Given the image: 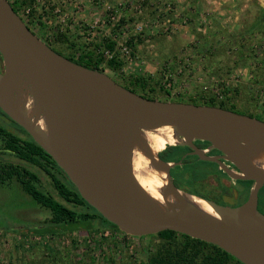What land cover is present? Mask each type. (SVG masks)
<instances>
[{
	"label": "water",
	"instance_id": "obj_1",
	"mask_svg": "<svg viewBox=\"0 0 264 264\" xmlns=\"http://www.w3.org/2000/svg\"><path fill=\"white\" fill-rule=\"evenodd\" d=\"M0 56V111L51 156L81 198L120 232L141 237L167 229L214 244L243 264H264V214L257 206L264 168L255 162L259 156L264 162L262 119L218 106L142 97L105 71L53 51L7 0H0ZM164 125L173 130L172 145L192 148L190 154L217 163L231 179L252 181L247 199L230 206L200 197L217 216L201 210L172 181L170 169L185 155L176 162L163 160L144 138L145 131ZM196 139L210 146L203 150ZM135 148L165 173L163 201L137 180ZM210 150L219 154H206Z\"/></svg>",
	"mask_w": 264,
	"mask_h": 264
},
{
	"label": "rangeland",
	"instance_id": "obj_2",
	"mask_svg": "<svg viewBox=\"0 0 264 264\" xmlns=\"http://www.w3.org/2000/svg\"><path fill=\"white\" fill-rule=\"evenodd\" d=\"M36 1L37 9L43 8L38 10L42 21L46 15L44 6L53 3L70 7L72 10L69 9L67 14L77 16L76 10L85 12L84 3L88 1L92 7H97L93 17L103 15L101 3L114 4V10L123 15L126 26L118 30H125L135 41L131 50L133 55L120 58L124 65L119 72L104 69L115 82L129 79L133 74L150 75L158 82L151 94L164 97L165 93L159 89V85H163L172 99L216 95L215 89L219 88V92L222 84H226L231 89L237 88L228 93V101L235 106L236 112L264 120V0ZM123 2L126 3L124 7L118 6ZM20 13L25 15L24 10ZM83 17L85 24L91 18L87 13ZM88 23L94 25V21ZM83 26L77 29V37L82 36ZM115 27L117 30V24ZM137 30L139 33L134 35ZM103 31L105 28L95 25L90 26L89 33ZM161 97L159 100H164ZM0 126L11 131L9 128L15 124L0 115ZM2 145L0 141V148ZM3 162L25 166L35 172L39 181L34 185L58 199L49 175L12 156L0 154V163ZM199 167L207 175L194 181L193 185L188 183L191 170L175 169L182 173L178 189L183 193H189L188 189L193 186L207 196H217L225 185L227 191L223 198L217 199L218 202L233 204L248 197L247 192L235 194L231 191L239 188L234 179L215 175L213 171L220 168L216 164L200 163ZM222 174L228 177L226 172L222 171ZM263 197L261 190V204ZM51 217L49 209L41 207L26 194L15 178L0 184V264H142L157 242L153 236L118 242L112 235L106 237L100 236L101 232L96 233L94 230L99 224L95 221L77 220L55 225L51 223ZM109 232L118 231L109 229ZM36 236L41 240L33 241Z\"/></svg>",
	"mask_w": 264,
	"mask_h": 264
},
{
	"label": "trees",
	"instance_id": "obj_3",
	"mask_svg": "<svg viewBox=\"0 0 264 264\" xmlns=\"http://www.w3.org/2000/svg\"><path fill=\"white\" fill-rule=\"evenodd\" d=\"M36 2V0H15V3L12 8L16 13H20V10H29V15L26 21H36L38 24L43 25L44 22L41 21L42 17H39L38 15V10L43 8L40 7L39 9H37ZM123 19L124 18L118 21L119 23L117 24V30L118 28L120 29L121 27L125 26ZM81 26H83V22L80 26H77V28L81 29ZM83 30H86L84 26ZM126 45L130 50L134 49V36L129 37L126 42ZM115 46L116 42L114 40L107 39L105 41L104 48L109 49L110 51H114ZM88 56L89 55L81 56L82 60H75V62L83 65L84 67L98 70L101 72H103L106 68L113 70V72H119L122 66L124 65L123 61L118 59V55L116 54L110 58H105V55H98L94 65L84 62L86 59L89 58ZM119 84L123 85L125 88L129 89L132 92H137L136 89L142 91L143 94H139H141L142 97L145 98L159 99L161 97L154 96L151 94L154 91L153 88L158 84V82L154 81L150 75L133 74L129 77V79L121 80ZM159 87L160 91L165 93V96L161 97L164 100L218 106L235 111V106L228 101V93L230 90L236 91L237 88L231 89V87H228V85L226 84H222L221 90L218 92V95H221L220 97L217 96V94L215 95L213 93H210L209 95L198 98L192 96L187 98L172 99L168 97L170 93L169 90H165L163 85H159ZM0 115L7 117L2 111H0ZM11 122L14 123L19 129H21V127L14 121ZM21 131L27 136V140H22L21 137H19L18 135L14 133L12 134L5 130V128L0 126V141L3 142V145L0 148V152H10L21 162L30 165L41 166L42 162L46 161L48 164H51L56 169H58V171L62 172V174L64 175L63 177L68 182L71 189L66 187L58 178L55 177V175H51L50 178L52 179V185L56 192V195L58 196V199H55L48 191H41L37 187H35L34 182L38 181L35 176V173L28 171L20 165L14 163H0V184H4L12 178H15L20 183V186L26 194H28L33 200H35L41 207L43 206L49 209L52 214V224L65 225L68 223L75 222L77 220L84 222L95 221L99 224V226L94 230L96 233H102L103 230L106 228L120 232L116 226L111 224L105 218L101 217L100 214L92 208V206H90L81 198L75 185L68 180L66 173L56 165V163L52 160L51 156L48 155L43 149H41L38 144L34 142L25 131H23L22 129ZM202 144V146L205 147L210 143L204 141L202 142ZM185 149L188 148H173L170 145H167L165 148L161 149L158 152V155L163 160H171L176 162L180 160L181 155ZM190 159V156H187L186 159H183V161L185 162L184 165L177 166L176 168L191 170V178L189 179L188 183L190 185H193L194 181L198 179H203L207 175V172L201 171L202 169H200L199 164H206L211 162L201 161L199 158L196 157L192 161ZM175 175L176 176L174 179V184L176 187H179L181 179H183L182 173L176 172ZM243 182L247 184L246 192H248L247 190L250 186V180ZM261 190L264 191V187L261 188ZM188 191L189 193L200 195V197L209 198L214 201L223 198L221 194H218L217 196H207L193 186H191ZM78 206L88 207L92 210V214L86 211H78L76 208ZM120 233L123 234V238L128 237L123 232ZM152 236L156 237L157 242L154 244V246L149 244L150 247L153 246L152 251H149V253L147 254L146 261L142 262V264H243L233 256L229 255L228 252L219 248L218 246L205 241H201L198 238H194L186 234L178 233L175 231H169L166 229L155 234H151L149 236L147 235L145 237ZM139 238H143V236ZM122 245L124 246V244ZM125 248L127 247L125 246ZM108 260L111 261V259Z\"/></svg>",
	"mask_w": 264,
	"mask_h": 264
},
{
	"label": "flooded vegetation",
	"instance_id": "obj_4",
	"mask_svg": "<svg viewBox=\"0 0 264 264\" xmlns=\"http://www.w3.org/2000/svg\"><path fill=\"white\" fill-rule=\"evenodd\" d=\"M7 1L11 5V7L15 3V0H7ZM44 7L46 8L44 11L46 13L45 18L43 20L44 24L40 25L36 21L34 23L33 21L27 20V21H24L26 23L27 28L39 40H41L42 42L47 44L51 49H53V51H55L56 53L60 54L62 57L66 58L72 62L73 61L75 62V60H82L81 56L89 55L88 56L89 58L86 59L84 62L89 63L91 65H94V63L96 62L95 60H96L97 56L105 54V51H104L105 41L107 39H110V40H114L115 42H117L118 39H120L122 37V33L120 31H117L114 27H113L114 29L111 28V26L103 27L102 24H98V25H99V27H103V29L105 28V31H103V33L102 32H95V33L91 32V33H89L90 26H92V24L88 23V22L86 24H85V22H83L84 28H87V29L83 30L81 32L82 33L81 37H77V35L79 34V32L77 33V31H78L77 29H79V28H77V26H80L82 24L81 23L78 25L77 23H80L84 20L83 19L78 20V18L76 19L75 14L74 15H68L67 13L69 12L70 7L60 6V5H58V3H53L49 7L47 5H45ZM70 10H72V9H70ZM17 14L19 16H21L20 13H17ZM93 27L94 26H92V28ZM3 69H4L3 62H2V59L0 56V71H2ZM6 118L9 121H11L8 117H6ZM15 126H13V128H9V129H11V131L14 130L13 132H11L9 130H8V132L18 135L19 137H21L22 140H27V136L21 131V129H19L17 126L16 127ZM18 132H19V134H18ZM202 142H204V141H201L199 139L194 140V143L197 146L201 147L203 150L207 149L210 146V144H209V145L203 147ZM170 146L173 148H188V149H185L184 152L182 153L181 157L183 155H185V156H183V158L181 160V164L178 166L184 165L185 162L183 161V159H186L187 156H190L191 161L195 157L198 158L197 155L190 154V151L192 148H190L188 146H184L181 144H175V145L170 144ZM0 154H6L8 156H12V157L16 158L10 152L1 151ZM206 154L217 155V154H219V151L210 150V151H207ZM222 161L225 163V165L228 168H230V170L238 172V170L231 164V162L223 160V159H222ZM172 162H174V161H172ZM207 162H211V161H207ZM3 163H6V162H3ZM21 163L25 164L26 166L36 167L40 171H43L44 173L49 175V177L51 175H53V176L55 175V177L58 178L66 187L71 189L70 185L68 184V182L63 177L64 175L62 174V172L58 171V169H56L53 165L48 164L46 161H43L41 166L30 165V164H27L24 162H21ZM211 163L216 164V166H219L215 162H211ZM176 167L177 166L170 169V174L173 178L172 179L173 183H174V179L176 176L175 175L176 174V171H175ZM23 168L26 169L25 166H23ZM26 170H28V169H26ZM216 170H218V171H216ZM216 170L213 172L215 173V175L217 177L226 178V179L231 180V178L229 176L224 177V175L222 174L223 170H221L218 167ZM28 171H30V170H28ZM33 173H35V172H33ZM35 176H36L37 180L39 181L37 174ZM50 181L52 184L51 178H50ZM234 181H236L239 185V188L236 191L243 192V193L246 192V183L243 182L244 180H234ZM245 181H247V180H245ZM251 183H252V181H250V186H251ZM250 186L247 190L248 191L247 194H249ZM52 187H53V185H52ZM263 187H264V185L261 188H263ZM261 188L259 189V192H260ZM222 189L223 190H220L219 195L221 194L224 197V194L227 191L226 186L222 185ZM232 190H235V189H231V191ZM259 192H258L257 206H258L260 212L264 214V202H262V204H261L260 198H259ZM246 199L247 198H243L238 203H233V204L229 203L228 205L234 206V205H237V204L244 202ZM262 201H263V199H262ZM76 208L79 211H85V210L91 211V209H89L88 207H79L78 206ZM91 214H92V212H91Z\"/></svg>",
	"mask_w": 264,
	"mask_h": 264
},
{
	"label": "bare ground",
	"instance_id": "obj_5",
	"mask_svg": "<svg viewBox=\"0 0 264 264\" xmlns=\"http://www.w3.org/2000/svg\"><path fill=\"white\" fill-rule=\"evenodd\" d=\"M39 126L44 128V122L40 121ZM144 138L149 143V149L153 154L164 148L167 144L172 145L176 142L173 130L170 125H164L147 130L144 132ZM262 157L259 156L256 158L255 162H258L261 164V167L264 168ZM133 165L134 170L136 171L137 180L139 181L141 187L155 199L163 201L160 188L165 184V173L153 168L148 158L142 154L138 148H135L133 151ZM187 197L195 202L201 210L217 216L213 212L212 207L208 205V203L203 199H201L200 196L188 193Z\"/></svg>",
	"mask_w": 264,
	"mask_h": 264
},
{
	"label": "built area",
	"instance_id": "obj_6",
	"mask_svg": "<svg viewBox=\"0 0 264 264\" xmlns=\"http://www.w3.org/2000/svg\"><path fill=\"white\" fill-rule=\"evenodd\" d=\"M101 4H103V15H100V16L93 18V20H92V21H94L93 26H95V25L97 26L98 24H102L103 27H105V26L114 27L116 24L119 23L118 21L120 19H122L123 15L121 13H119V10L118 11L114 10V4H111V2L107 1V2H103ZM125 4L126 3L123 2V3H120L118 6L124 7ZM24 13H25V15L21 14L20 17L22 20L25 21L29 15V10L24 11ZM103 27H100V28L103 29ZM125 27H122V29ZM124 31L125 30H121L122 37L119 39V42L118 41L116 42V46L114 48V51H110L109 49H106V48L104 49V51H105L104 55L106 56L105 58H110V57L114 56L115 54L118 55V59H120L121 57L127 58L130 56L132 51L126 45V42L130 36H128L126 34V32H124ZM137 33H139L138 30H137V32H134V35H136ZM218 89H215V90H216L217 96L220 97L221 95L220 94L218 95V92H217ZM103 235H105L106 237H108V236L110 237L112 235V236H114L113 238H115L116 240L117 239L119 240L118 242H121L123 240L130 241V239L133 238V237H129V236L123 238L124 236L122 233L121 234H119L118 232L117 233H111V232H109V229H104L100 236H103ZM46 237L49 238V235ZM40 240H41V237L36 236L33 241H40Z\"/></svg>",
	"mask_w": 264,
	"mask_h": 264
},
{
	"label": "crops",
	"instance_id": "obj_7",
	"mask_svg": "<svg viewBox=\"0 0 264 264\" xmlns=\"http://www.w3.org/2000/svg\"><path fill=\"white\" fill-rule=\"evenodd\" d=\"M78 2L81 3L82 1L80 0V1H78ZM125 2H126V1H125ZM92 6H93V5L89 4V2L86 1V2L84 3V9L86 8V9H85L86 11H85V12H84V11L82 12V11H80V10H79V11L76 10V12H77L78 14H77V16L75 15V17H79V19H82V17H83V16L85 17V14L87 13V14H89V16L92 18V17L95 15V13H93V11H95V10L97 9V7H92ZM76 12H75V13H76ZM84 17H83V18H84ZM91 18H90V20H88V22H89V21H90V22H93L92 19H93L94 17H93L92 19H91ZM85 20H87V19L85 18Z\"/></svg>",
	"mask_w": 264,
	"mask_h": 264
}]
</instances>
